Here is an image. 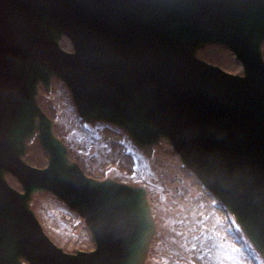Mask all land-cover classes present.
<instances>
[{
  "label": "water",
  "instance_id": "95a60500",
  "mask_svg": "<svg viewBox=\"0 0 264 264\" xmlns=\"http://www.w3.org/2000/svg\"><path fill=\"white\" fill-rule=\"evenodd\" d=\"M206 45L228 48L242 75L198 59ZM263 45L264 0H0V264H143L154 235L145 189L68 160L36 102L52 79L86 122L116 125L147 156L170 145L264 258ZM32 139L42 169L26 164ZM43 192L83 218L92 251L47 238L30 210Z\"/></svg>",
  "mask_w": 264,
  "mask_h": 264
},
{
  "label": "rangeland",
  "instance_id": "374dc122",
  "mask_svg": "<svg viewBox=\"0 0 264 264\" xmlns=\"http://www.w3.org/2000/svg\"><path fill=\"white\" fill-rule=\"evenodd\" d=\"M199 54L212 65H219L231 72L240 70L231 53L218 46H207ZM262 55L264 59V46ZM38 100L41 108L52 118L55 134L67 146L70 158L85 175L96 179L110 176L138 184L150 183V179H153L152 189H161L166 181L165 200L161 201L155 190L150 193L159 233L175 235L179 230L188 228L191 231L194 228L193 220L198 214L194 203L200 199L201 191L193 179L179 168L167 145L156 147L152 158L147 160L126 140L125 135L120 133V136L115 129L99 123L85 125L76 118L67 90L60 83L54 82L52 98L40 91ZM112 147L113 154L106 157L103 153ZM44 162V154L32 142L27 151V164L41 168ZM10 183L14 185L12 180ZM175 185L180 187L176 194L173 191ZM31 206L44 232L55 240L57 246H63L64 251L88 250L92 247L82 221L52 195H36Z\"/></svg>",
  "mask_w": 264,
  "mask_h": 264
},
{
  "label": "flooded vegetation",
  "instance_id": "af4514ba",
  "mask_svg": "<svg viewBox=\"0 0 264 264\" xmlns=\"http://www.w3.org/2000/svg\"><path fill=\"white\" fill-rule=\"evenodd\" d=\"M164 186L166 183L161 189H154L161 201ZM174 191L178 193L177 189ZM194 208L198 214L191 231L187 228L170 235L159 233L158 228L150 250L153 264H244L238 249L239 243L244 241L243 236H228L226 225L211 217L203 200H196Z\"/></svg>",
  "mask_w": 264,
  "mask_h": 264
},
{
  "label": "bare ground",
  "instance_id": "6f19581e",
  "mask_svg": "<svg viewBox=\"0 0 264 264\" xmlns=\"http://www.w3.org/2000/svg\"><path fill=\"white\" fill-rule=\"evenodd\" d=\"M54 133V132H53ZM113 152V149L112 148H110L109 149V153L111 154ZM205 208V207H204Z\"/></svg>",
  "mask_w": 264,
  "mask_h": 264
}]
</instances>
